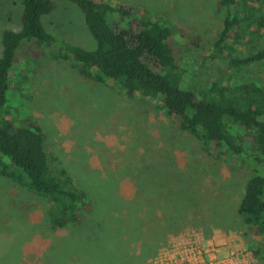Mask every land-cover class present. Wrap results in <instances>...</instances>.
I'll list each match as a JSON object with an SVG mask.
<instances>
[{
  "label": "rangeland",
  "instance_id": "obj_1",
  "mask_svg": "<svg viewBox=\"0 0 264 264\" xmlns=\"http://www.w3.org/2000/svg\"><path fill=\"white\" fill-rule=\"evenodd\" d=\"M105 1L113 6L148 9L189 37L200 36L201 54L210 53L218 36L220 0ZM21 16V0H0V56L3 32L21 31ZM42 23L57 42H21L13 66L14 88L7 93L1 118L7 112L17 124L35 118L47 137L50 158L70 172L77 186L96 201L99 211L85 217V233L90 231L87 235L75 228L54 231L45 202L0 176V264H146L159 253L166 259L165 248L171 245L194 243L195 237L188 234H199L217 245L226 243L223 249L234 244L236 237L238 244L253 254L251 247L256 249L261 239L248 232L238 207L247 179L255 169L264 173V163L215 161L197 138L177 130L159 101L129 98L112 79L96 81L82 75L80 64L66 46L93 51L96 42L84 14L70 0H55L54 10L42 17ZM219 74L204 75V83ZM140 174L145 178V195L152 189L162 198L160 203L149 198L144 202L146 207L159 206L154 211L158 218L151 226L141 227L144 233L156 229V221L164 217L162 206L172 213L190 202L184 213V229L160 238L155 253L148 258L144 255L149 245L141 238L129 243L123 236L126 227L132 230L125 201L139 191L136 185L141 182L132 181ZM114 192L117 198H124L115 204L122 212L110 208V201L116 199ZM164 196L171 198L166 205ZM226 251L218 258L226 257ZM170 259L163 264H171ZM252 264H264V254L259 259L253 254Z\"/></svg>",
  "mask_w": 264,
  "mask_h": 264
},
{
  "label": "trees",
  "instance_id": "obj_2",
  "mask_svg": "<svg viewBox=\"0 0 264 264\" xmlns=\"http://www.w3.org/2000/svg\"><path fill=\"white\" fill-rule=\"evenodd\" d=\"M70 1L84 14L96 42L93 51L66 46L80 64L82 75L96 81L112 79L129 98L159 101L177 130L197 138L215 161L264 163V0H220L218 36L208 54L198 52L200 36L189 37L148 9L113 6L105 0ZM21 2V31L6 30L2 34L0 113L8 102L7 93L14 88L13 66L21 42H57L42 23V17L54 10L55 0ZM93 69L101 75L96 76ZM217 72L218 76L204 83V75ZM8 116L9 112L3 118L0 114V176L45 202L52 230L75 228L89 234L85 233V217L99 209L96 201L77 186L65 167H58L56 159L50 158V145L35 118L17 124ZM144 180L140 174L132 181L141 185H136L137 194L125 201L126 213L132 216V230L128 225L123 236L129 243L141 238L149 245L144 255L148 258L155 253L160 238L184 229V213L190 202L188 208L182 205L172 213L162 206L164 217L161 215L156 229L146 234L141 227L151 226L158 218L154 211L159 206L146 207L144 202L149 198L160 203L162 198L152 189L146 196ZM117 192L110 208L122 212L115 204L124 198H117ZM169 200L164 196V205ZM238 214L248 232L261 239L256 249L251 247L259 259L264 254V173L257 169L247 179ZM99 224L101 228L103 224Z\"/></svg>",
  "mask_w": 264,
  "mask_h": 264
},
{
  "label": "built area",
  "instance_id": "obj_3",
  "mask_svg": "<svg viewBox=\"0 0 264 264\" xmlns=\"http://www.w3.org/2000/svg\"><path fill=\"white\" fill-rule=\"evenodd\" d=\"M188 236L195 237V242L187 243L186 241L187 244L171 245L169 248H165L166 259L159 253L146 264H163L170 256L171 259L168 263L171 264H252L253 262V254L239 245L236 237L233 240L234 244H229L226 249H223V244L217 245L213 240L206 241L200 238L199 234H188ZM225 250H227V256L222 259L218 258V255Z\"/></svg>",
  "mask_w": 264,
  "mask_h": 264
},
{
  "label": "crops",
  "instance_id": "obj_4",
  "mask_svg": "<svg viewBox=\"0 0 264 264\" xmlns=\"http://www.w3.org/2000/svg\"><path fill=\"white\" fill-rule=\"evenodd\" d=\"M64 237H68V236L64 234Z\"/></svg>",
  "mask_w": 264,
  "mask_h": 264
}]
</instances>
